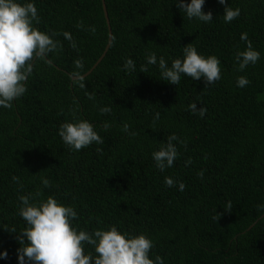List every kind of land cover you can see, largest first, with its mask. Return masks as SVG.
<instances>
[{"label": "trees", "instance_id": "1", "mask_svg": "<svg viewBox=\"0 0 264 264\" xmlns=\"http://www.w3.org/2000/svg\"><path fill=\"white\" fill-rule=\"evenodd\" d=\"M18 2L34 3L33 26L56 33L62 47L46 61L34 60L26 92L12 108L0 106V253L7 252L0 264H19L16 236L26 227L21 195L36 204L52 196L73 207L77 231L114 226L127 236L144 234L153 242L149 258L159 255L163 264H264V0H205L203 10L213 15L207 23L189 19L176 0H104L110 44L78 79L72 76L87 72L108 42L102 0ZM226 5L240 9L230 23L223 19ZM242 33L260 58L240 71ZM189 43L219 59L218 81L205 85L184 74L178 85L161 80L159 58L170 67ZM150 53L156 65L147 64ZM129 58L135 71L124 69ZM239 76L250 83L238 87ZM103 107L110 112L101 113ZM79 120L90 122L104 143L80 151L65 145L59 127ZM172 134L179 155L160 171L152 153ZM229 201L233 209L226 212ZM84 249L96 255L93 246Z\"/></svg>", "mask_w": 264, "mask_h": 264}, {"label": "clouds", "instance_id": "2", "mask_svg": "<svg viewBox=\"0 0 264 264\" xmlns=\"http://www.w3.org/2000/svg\"><path fill=\"white\" fill-rule=\"evenodd\" d=\"M204 3L205 0H190L187 3L185 0H176V6L182 9L189 19L211 22L212 12L203 10ZM219 3L224 5L225 0H219ZM239 15V8L225 6L223 14L225 22L230 23ZM33 22L39 23L38 10L34 3L21 4L18 0H0V106L4 108H12V102L26 92V82L33 73L34 60L46 61L49 53L56 52L62 47L59 41L52 38L56 33L50 36L35 28ZM78 27L83 25L80 24ZM89 30L94 32L95 28L91 27ZM63 36L72 42L73 47L76 46L70 33L64 32ZM240 39L247 43L246 49L236 54L238 70L243 71L248 65H254L259 60L260 53L253 49L247 33H242ZM187 45L189 46L183 48V60L174 59L170 67L163 57L159 58L161 80L178 85L181 74H184L195 80L203 78L205 85L218 81L221 78L219 59L214 55L205 58L198 54L191 43ZM147 64H157L155 53L148 55ZM75 66L83 67L82 59L76 60ZM124 69L135 71L132 59H126ZM140 72L146 73L147 67L141 66ZM249 83L245 76L237 78L238 87H245ZM79 87L84 88V83H79ZM89 99H92L91 95ZM205 111L201 109L200 115L203 116ZM100 112L108 113L110 108L103 107ZM158 118L159 113L156 114V119ZM108 127V123L105 122V130ZM128 129L129 125L124 124L123 130L127 132ZM58 133L65 145L76 151L93 143H104L102 137L94 130V126L87 120L65 122L59 127ZM177 139L175 134L170 135L167 143L152 153L156 167L160 171L172 167L178 157L177 147L172 143ZM190 163V159L185 161L186 165ZM203 175L201 170L198 176L203 178ZM41 182L45 188L50 186L48 179H42ZM164 182L169 187L177 183L170 177H165ZM178 184L179 190L183 191L186 185L183 182ZM19 199L23 204L19 215L26 222V227L16 236L20 244L17 249L19 264H163V259L159 255L155 261L149 258L153 242L144 234L127 236L114 226L92 233L77 231L72 227V221L77 218V212L73 207L60 204L52 196L38 204L30 203L27 195H21ZM232 209L231 201L227 202L224 210L231 212ZM9 232L16 233V230L12 229ZM85 244L94 247L95 256L85 253ZM0 256L7 258V252L0 253Z\"/></svg>", "mask_w": 264, "mask_h": 264}, {"label": "water", "instance_id": "3", "mask_svg": "<svg viewBox=\"0 0 264 264\" xmlns=\"http://www.w3.org/2000/svg\"><path fill=\"white\" fill-rule=\"evenodd\" d=\"M102 7H103V12H104V16H105L106 22H107V25H108V28H109V37H108V42L106 44V47H105L103 53L97 59V61L93 64V66L87 72H85L84 74H82L80 76L73 75L72 76L73 79H78V78H81V77H84L85 75H87L98 64V62L103 58V56L105 55V53H106V51H107V49L109 47L110 40H111V29H110L109 17H108V13H107V10H106V6H105V3H104V0H102ZM252 225L253 224H251L247 229H249Z\"/></svg>", "mask_w": 264, "mask_h": 264}]
</instances>
